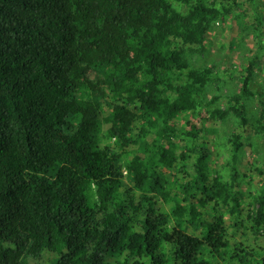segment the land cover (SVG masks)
<instances>
[{
	"label": "trees",
	"instance_id": "obj_1",
	"mask_svg": "<svg viewBox=\"0 0 264 264\" xmlns=\"http://www.w3.org/2000/svg\"><path fill=\"white\" fill-rule=\"evenodd\" d=\"M241 3L0 0V264H264L225 216L264 240V187L247 213L238 190L256 58L230 97L231 182L212 176L201 132L180 154L172 140L216 101L186 48ZM190 160L194 174L169 181Z\"/></svg>",
	"mask_w": 264,
	"mask_h": 264
},
{
	"label": "rangeland",
	"instance_id": "obj_2",
	"mask_svg": "<svg viewBox=\"0 0 264 264\" xmlns=\"http://www.w3.org/2000/svg\"><path fill=\"white\" fill-rule=\"evenodd\" d=\"M216 3L218 0H209ZM240 9L223 22L215 23L208 35V41L203 48H186L185 58L190 63L191 70L202 71L210 69L213 72L212 81L208 87L207 99L216 101L201 110L197 115L185 113L176 122V134L172 140L177 145V154L194 145L191 137L185 132L193 129L201 132L198 142L211 149L210 169L212 176L222 177L231 182L233 174L232 137L238 131H243L240 120L232 110L230 97L238 94L244 81L245 70L256 58L255 73L250 84L252 92L257 96L245 100V111L249 121L247 131H243L244 147L239 160V188L244 194L243 206L253 210L254 198L264 187V132L261 128L264 113V0H242ZM182 13L188 8L175 4ZM261 21L259 25V21ZM260 36V38H259ZM220 110L225 112L212 117V113ZM151 139V138H150ZM193 160L186 163L188 173L182 170L180 163L172 171L166 170L169 181H183L187 175L194 174ZM232 242L245 243L255 251L264 249V240L252 236L245 230L233 228V220L225 214ZM246 233L248 235H246Z\"/></svg>",
	"mask_w": 264,
	"mask_h": 264
}]
</instances>
